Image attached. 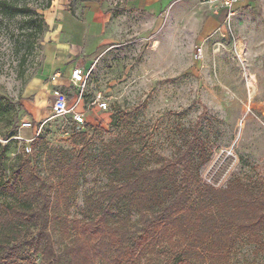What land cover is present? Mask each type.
Segmentation results:
<instances>
[{"label":"rangeland","instance_id":"obj_1","mask_svg":"<svg viewBox=\"0 0 264 264\" xmlns=\"http://www.w3.org/2000/svg\"><path fill=\"white\" fill-rule=\"evenodd\" d=\"M47 2L22 0L30 14L0 12V144L8 148L9 174L19 155L32 154L37 137L42 138L37 163L44 176L53 166L51 155L85 148L82 178L68 212L72 220L81 217L88 194L110 185V174L100 163L106 147L128 143L141 165L153 169L176 157L196 133L208 154L199 172L202 183L216 188L233 180L264 184V0L242 8L247 19L241 27L224 20L204 38L196 34L202 27L197 31L192 22L182 28L168 22L165 28L163 17L149 20L143 12L112 2L111 11L125 15V32L88 65L83 94L87 123L82 130L70 118L50 119L58 87L35 83L48 41ZM250 25L256 29L252 38L245 35ZM199 47L203 53L196 59ZM69 92L72 99L78 91ZM98 96L107 102L106 111L97 110ZM39 108L45 117H38ZM29 121L32 128L22 129ZM0 201L10 200L0 196ZM55 238L60 247V233ZM228 264H264V228L244 235Z\"/></svg>","mask_w":264,"mask_h":264},{"label":"trees","instance_id":"obj_2","mask_svg":"<svg viewBox=\"0 0 264 264\" xmlns=\"http://www.w3.org/2000/svg\"><path fill=\"white\" fill-rule=\"evenodd\" d=\"M21 1L0 0V12L30 14ZM41 143L34 139L32 154L19 155L11 174L8 148L0 144V196L10 200L0 201V264H228L235 244L264 228V184L202 183L208 154L196 133L153 169L141 165L128 143L106 147L100 163L110 185L88 194L81 217L72 220L86 150L51 155L44 176Z\"/></svg>","mask_w":264,"mask_h":264},{"label":"crops","instance_id":"obj_3","mask_svg":"<svg viewBox=\"0 0 264 264\" xmlns=\"http://www.w3.org/2000/svg\"><path fill=\"white\" fill-rule=\"evenodd\" d=\"M112 2L115 5L120 3L128 11L143 12L149 20L155 21L163 17L167 21L165 28L169 25L168 22L175 23L177 28L185 27L188 22H192L197 31L201 27L204 30L202 33L200 31L196 33L202 38L209 35L224 20L226 21L227 16L224 10L217 15L213 14L209 7L203 4V0H112ZM112 2L109 0H52L45 15L48 41L35 83L42 85L47 82L50 86L58 87V90L53 93V101L57 91L65 92L68 97L69 91V93H72L74 89L78 91L72 83L73 70L76 67L89 69V63H94L100 49L113 45L117 37L125 32V15L111 11ZM254 2L255 0H242L236 6L232 17L235 25L241 27V22L247 19L246 15L241 13L242 8ZM250 26V33L245 35L252 38L256 36L254 34L256 29ZM78 95L79 92L74 98L69 97L70 105L77 102ZM77 110L86 112L84 99ZM97 110L100 111L98 107ZM31 113L35 120L46 115L40 108L37 111L38 117ZM24 134L28 136L29 132L26 131Z\"/></svg>","mask_w":264,"mask_h":264},{"label":"built area","instance_id":"obj_4","mask_svg":"<svg viewBox=\"0 0 264 264\" xmlns=\"http://www.w3.org/2000/svg\"><path fill=\"white\" fill-rule=\"evenodd\" d=\"M242 0H203V4L209 7L211 12L215 15L219 14L221 11H226L227 16L226 20H231L235 8L238 4H240ZM238 46H236V49L239 51ZM237 51V53H239ZM203 50L201 47H199L195 53L196 59H201ZM239 58H241V54L239 53ZM89 72H87L82 67H76L71 75L72 83L75 87H77L79 95L77 102L74 105H70L69 97L65 92L58 91L55 93V98L51 107V116L50 119L55 118H70L71 122L77 127L78 130H82L84 126L86 125V112H80L78 111V106L80 102L83 99L84 91L87 87V82L89 79ZM95 104L101 111H106L108 109L107 102L101 97L98 96L95 100ZM22 129H31L32 128V122H24L21 125ZM19 140L27 141L29 140L18 137ZM32 141V140H31ZM26 153H30V146H26L25 148Z\"/></svg>","mask_w":264,"mask_h":264},{"label":"bare ground","instance_id":"obj_5","mask_svg":"<svg viewBox=\"0 0 264 264\" xmlns=\"http://www.w3.org/2000/svg\"><path fill=\"white\" fill-rule=\"evenodd\" d=\"M249 86H251V84L249 83Z\"/></svg>","mask_w":264,"mask_h":264}]
</instances>
